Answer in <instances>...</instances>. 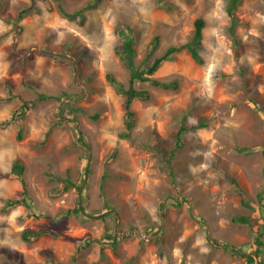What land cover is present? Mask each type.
<instances>
[{"label":"rangeland","instance_id":"374dc122","mask_svg":"<svg viewBox=\"0 0 264 264\" xmlns=\"http://www.w3.org/2000/svg\"><path fill=\"white\" fill-rule=\"evenodd\" d=\"M91 1L0 0V264H247L232 247L259 233L237 216L264 222V0ZM122 24L137 66L180 47L147 73L176 86L134 79L149 96L129 126L106 78L131 79Z\"/></svg>","mask_w":264,"mask_h":264},{"label":"trees","instance_id":"16d2710c","mask_svg":"<svg viewBox=\"0 0 264 264\" xmlns=\"http://www.w3.org/2000/svg\"><path fill=\"white\" fill-rule=\"evenodd\" d=\"M98 0H93L89 3V6H93L95 5ZM161 5H163V0L159 1ZM80 11L75 12L76 15H80ZM231 14V13H230ZM68 15V14H67ZM232 20L235 21V16L233 14L230 15ZM203 28H204V20L202 18H197L194 21V31L193 34L190 38V40L188 42L185 43V46L188 48V50L190 51L191 55L193 57H195L196 59H198L200 61L201 57L198 53V47L201 45V41H202V34H203ZM116 33L120 36L123 37V44L121 46V49L119 52L121 58L125 61V64L128 66V68L130 69V81L128 85H125V83H123L122 81L118 80L113 74L111 73H107L106 78L107 80L110 82V84L114 87L115 91L118 94H122L124 95V107H125V115H126V121H127V125H131L133 122V118L135 115V112L132 108V103H133V99L135 97L138 98H144L147 99L149 94L147 93V90L144 89H136L132 86L133 81L135 78L144 80V81H150L152 84L157 85V86H161L164 88H169L171 86H176L177 82L176 80L172 79V80H160L158 78L155 77H151L149 76L147 73H151L154 72L159 65L165 61V60H172L174 59V52H176L180 47L178 46H169L167 48V50L164 52V54H160L158 56H155L153 58V60H151L150 64H147L143 67H140L139 65H135L133 57L135 55L134 52V48H133V40H132V28L127 24H122V26L118 29H116ZM158 37L154 36V38L152 39L151 45H150V51H152L155 46H156V41H157ZM39 98L41 99H48V98H54L56 100H58L59 102L63 101V97L60 95H47V94H39L38 95ZM23 105V104H22ZM20 106V111H22L23 106ZM26 107V106H25ZM64 107V110H63ZM65 109L69 110V107L66 103H63L62 105L60 104V110H59V115H61L63 112H65ZM263 111H264V107H263ZM8 123V120L2 121L0 122V124L2 126H6ZM183 128H180L178 131V143L179 145H181V143L179 142L180 139V133L182 132ZM242 151H248L249 149L247 148H243L241 149ZM171 156H173V152H171L170 154ZM84 174L86 175L88 172V168L85 167L84 170ZM13 172H16L17 174H21L23 172V165L20 163L19 160H15L12 168L10 170V172L6 173L5 175L11 176ZM233 183L236 185V180L233 179L232 180ZM68 184L66 183V185L64 186V188H67ZM81 186L79 185L78 188H80ZM23 193L24 195H26V187L23 189ZM263 195H261L258 198V202H254L252 204L253 207H259L260 210H262V212H264V193L262 192ZM24 199V198H23ZM23 199L21 198H6L4 201V205H3V210H7L9 207H12L16 204H19L20 202L23 201ZM83 199V195H81L80 200ZM256 210V209H254ZM237 220H240L241 222H247L249 221L251 226H253V228L259 232L257 233L256 237H255V241L256 242H249V244L246 245H242V246H238V245H234L233 248V252L236 255H241L244 256L246 258V263L247 264H255V256L259 257V260L257 261V264H264V259L261 257V252L263 249V245H264V222H260L257 219L253 218L252 216H248L245 214L239 215L236 218ZM41 232L40 231H24L23 232V236L28 239L30 238V236L33 237H37ZM226 244V242H225ZM252 244H257V247L255 249H253L252 251H249V247H251Z\"/></svg>","mask_w":264,"mask_h":264}]
</instances>
